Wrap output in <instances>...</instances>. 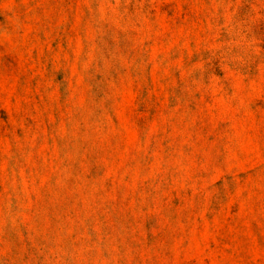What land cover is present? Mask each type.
<instances>
[{
    "label": "rangeland",
    "instance_id": "1",
    "mask_svg": "<svg viewBox=\"0 0 264 264\" xmlns=\"http://www.w3.org/2000/svg\"><path fill=\"white\" fill-rule=\"evenodd\" d=\"M0 264H264V0H0Z\"/></svg>",
    "mask_w": 264,
    "mask_h": 264
}]
</instances>
